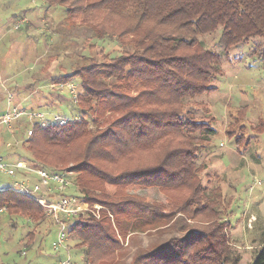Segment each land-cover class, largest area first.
<instances>
[{
  "label": "trees",
  "instance_id": "16d2710c",
  "mask_svg": "<svg viewBox=\"0 0 264 264\" xmlns=\"http://www.w3.org/2000/svg\"><path fill=\"white\" fill-rule=\"evenodd\" d=\"M44 1L63 6L67 23L79 21L93 38L113 37L121 48L117 56L100 48L81 56L71 73L50 77L56 84L78 79V117L37 123L27 139L28 152L42 166L28 165L53 172L69 165L78 193L67 195L101 207L98 218L70 219L83 264H113L121 235L176 228L201 214L211 219L205 229L140 248L131 264H238L219 218L226 199L219 187L204 184L209 174L198 154L210 145L213 117H197L187 104L196 102L205 113L196 97L211 91L220 74L218 56L202 47L201 35L218 32L223 48L259 38L257 57L264 66V0ZM237 112L229 114L226 133L238 143ZM149 187L165 201L139 193ZM1 207L32 221L45 219L36 201L10 188L0 191ZM251 264H264V241Z\"/></svg>",
  "mask_w": 264,
  "mask_h": 264
},
{
  "label": "rangeland",
  "instance_id": "374dc122",
  "mask_svg": "<svg viewBox=\"0 0 264 264\" xmlns=\"http://www.w3.org/2000/svg\"><path fill=\"white\" fill-rule=\"evenodd\" d=\"M65 16L63 6L49 5L44 0H0V115L8 107L21 111L7 124L0 123V155L8 163L20 160L40 165L27 149L33 127L37 123L44 127L39 112L50 119L55 115L78 117L73 108L79 104L78 79L56 84L50 77L71 73L74 63L83 61L81 56H93L100 48L108 56H117L121 49L115 38H93L91 30L79 21L67 23ZM218 36L214 32L198 37L204 49L218 56L220 70L211 81L214 88L196 97L207 109L204 113L202 107L196 108V102L187 104V108L197 117H213L210 122L215 132L210 145L198 152L209 174L204 184L219 187L227 202L221 206L225 215L219 218L230 247L240 257L238 264H251L264 241V66L257 57L256 45L261 39L254 37L223 48L217 44ZM90 44L92 48H88ZM235 111L241 115L239 128L234 131L240 138L238 143L235 136L227 135L229 114L238 117ZM66 167H56L73 182L65 194H76L75 174L66 172ZM19 170V177L35 176L27 169ZM15 180L18 175L14 178L0 172V188L14 187ZM139 193L150 200L165 201L164 195L153 187ZM43 213L45 219L36 222L10 214L5 208L0 212V264H52L67 258L75 264L84 263L83 249L75 246L72 234H68L60 248L51 246L59 226ZM210 220L201 214L193 220L184 218L179 224L182 226L176 228L121 235V247L114 252L113 264H131L138 249L154 247L174 236L181 238L189 230L206 228ZM30 232L33 235L29 240Z\"/></svg>",
  "mask_w": 264,
  "mask_h": 264
},
{
  "label": "built area",
  "instance_id": "2783aa9c",
  "mask_svg": "<svg viewBox=\"0 0 264 264\" xmlns=\"http://www.w3.org/2000/svg\"><path fill=\"white\" fill-rule=\"evenodd\" d=\"M17 28V27H16ZM8 105L11 103L10 96L8 97ZM76 102V101H74ZM21 111L16 108L8 107L4 113L0 115V123L7 124L12 117L19 116ZM38 117L42 125H46L49 122L64 123L66 119L55 115L51 119H48L44 113L39 112ZM19 169H27L34 173L36 180L30 181L28 179L23 181H15L14 187H7L18 193L24 194L36 201L46 213L47 216L53 218L55 224L59 226V230L56 239L51 243L53 248H60L63 241L69 234L70 219L76 216L93 215L99 217V205L83 206V199L76 195L65 194V189L69 187L73 182L67 176L60 172H53L41 168H33L25 162L20 161L14 163L6 162L0 155V172L2 174L16 177V172ZM6 188H0L4 190ZM4 207L0 208V212ZM52 264H75L71 262L69 258L64 260H57Z\"/></svg>",
  "mask_w": 264,
  "mask_h": 264
},
{
  "label": "crops",
  "instance_id": "0c3cea01",
  "mask_svg": "<svg viewBox=\"0 0 264 264\" xmlns=\"http://www.w3.org/2000/svg\"><path fill=\"white\" fill-rule=\"evenodd\" d=\"M16 174L18 175V180H19V181L26 180V178H23V176L19 177V176L22 174V171H21V170H17ZM24 177H25V176H24ZM34 177H35V176H33V177H29L28 180H30V181L32 180V181H33V180H34ZM18 180H15V181H18ZM15 181H14V182H15Z\"/></svg>",
  "mask_w": 264,
  "mask_h": 264
}]
</instances>
